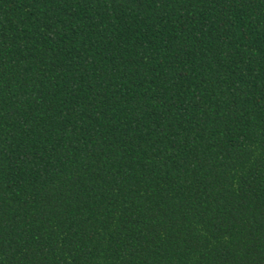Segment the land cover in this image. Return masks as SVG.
<instances>
[{
  "label": "trees",
  "instance_id": "trees-1",
  "mask_svg": "<svg viewBox=\"0 0 264 264\" xmlns=\"http://www.w3.org/2000/svg\"><path fill=\"white\" fill-rule=\"evenodd\" d=\"M0 264H264V0H0Z\"/></svg>",
  "mask_w": 264,
  "mask_h": 264
}]
</instances>
